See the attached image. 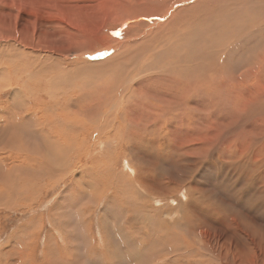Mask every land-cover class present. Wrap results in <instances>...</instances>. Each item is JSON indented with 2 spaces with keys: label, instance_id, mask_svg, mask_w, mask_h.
I'll return each instance as SVG.
<instances>
[{
  "label": "rangeland",
  "instance_id": "374dc122",
  "mask_svg": "<svg viewBox=\"0 0 264 264\" xmlns=\"http://www.w3.org/2000/svg\"><path fill=\"white\" fill-rule=\"evenodd\" d=\"M178 1L0 0V264H264V158L252 154L264 146L240 141L237 157L232 153L243 131L241 112L251 113V103L258 106L254 116L264 115V71L250 58L264 39L257 25L264 0L250 3L241 19L231 16L236 3L208 0L220 9L217 21L197 31L184 21L183 32L169 38L154 30L164 17L153 12L192 4ZM222 12L227 21L219 19ZM247 18L262 31L256 39L247 37ZM210 59V90L196 91L193 114H182L163 78L148 90L142 81L146 69L179 65L185 74L184 64L203 70ZM164 100L179 108L178 118L162 109ZM152 104L170 120L152 123ZM99 111H111L100 143L91 128L101 126ZM256 117L244 128L249 139L264 142L261 125L251 127ZM150 125L158 128L150 140L129 138L119 150L110 141L116 132L128 139L129 127L141 132ZM83 128L88 136L78 138ZM78 145L88 154L77 171L65 180L38 177L57 149L74 152ZM93 162L100 163L94 173Z\"/></svg>",
  "mask_w": 264,
  "mask_h": 264
},
{
  "label": "bare ground",
  "instance_id": "6f19581e",
  "mask_svg": "<svg viewBox=\"0 0 264 264\" xmlns=\"http://www.w3.org/2000/svg\"><path fill=\"white\" fill-rule=\"evenodd\" d=\"M166 1V0H165ZM213 1V0H212ZM212 1L210 2V1H208V0H198V1H194V0H189V1H186V0H180V1H178L176 4H182V3H185V2H190V3H192L191 5H189V4H186V5H184V6H182V7H178V8H176V9H174V8H170L169 6H168V8H165V9H163L161 12L159 11L158 12V10H155L154 12H153V15H163L162 17H164L163 19H162V21L160 20V21H158V22H155L156 24H155V29L154 30H156L157 32H166V33H168L167 35L169 36V38H173V36L175 35V34H178V33H182L183 32V30H182V26H183V22L184 21H186V23L190 26V27H194V29L192 30V31H197V30H199L200 28H201V26H207L208 25V23L209 22H207V21H209V20H213V19H215V21H217L218 19L216 18V16H213V14L214 13H217V11H220V9H216L215 7H214V5L212 4ZM224 2L223 3H227V4H231V3H236V6H235V4H234V6H235V8H234V10L233 11H231L230 10V12L232 13L231 14V16L234 18V17H236L237 19H241L242 18V15H243V12H244V10H250V3H252V2H254V0H223ZM202 5V6H201ZM203 5H206V7H203ZM220 5V4H219ZM260 5V4H259ZM147 9V8H146ZM146 9H139L138 11H139V15H147V14H151V13H147L146 12ZM202 10H205V11H202ZM201 11L203 12V13H201ZM134 12V11H133ZM150 12V11H149ZM227 12V11H226ZM261 12V11H260ZM191 14V16H189V18L188 19H185L184 18V14ZM245 13V12H244ZM246 13H248V12H246ZM227 14H228V12H227ZM226 13H224V12H222V15H221V17L219 18L220 20H225V19H227V18H225L224 16H226L227 15ZM176 15H179L178 16V18H174ZM252 15V14H251ZM249 16V15H248ZM249 18V17H248ZM247 18V22L249 23V26L248 25H245V28L246 29H250V32H248L249 34L247 35V37H249L250 36V34H252L254 37L253 38H255L256 39V37H258V33H261V32H256V30H255V25H254V27L251 29V25H250V23H252V22H250V19H248ZM258 18H259V24H257L258 25V28H260V27H262V28H264L263 27V25H264V15H261L260 17L258 16ZM128 19V18H127ZM130 19V18H129ZM228 20V19H227ZM227 20H225V21H227ZM253 20V19H252ZM257 21H258V19H256ZM214 21V20H213ZM255 21V20H254ZM152 23H154V22H152ZM210 24V23H209ZM213 24V23H212ZM220 24V23H219ZM149 27V26H148ZM151 29V28H150ZM149 29V30H150ZM203 29V28H202ZM149 30H148V34L150 33L149 32ZM130 31V30H129ZM191 31V32H192ZM260 31V30H259ZM134 32H135V30H134ZM137 32V31H136ZM135 32V33H136ZM131 33V32H130ZM135 33H133L132 35L134 36V38L136 37L135 35H137V34H139L138 32L135 34ZM141 33V32H140ZM145 33V32H144ZM146 33V34H147ZM239 33V32H238ZM148 34H147V36H148ZM154 34V33H153ZM162 34V33H161ZM236 34V33H235ZM130 35V34H129ZM140 35V34H139ZM166 35V34H165ZM139 37V36H138ZM137 37V38H138ZM146 37V36H145ZM239 38H240V36H238ZM251 37V36H250ZM132 39V38H131ZM143 39V38H142ZM148 39V38H147ZM247 39V38H246ZM126 40H128V42L129 41H131V40H129V39H126ZM126 40H124V42H126V43H124L125 45L127 44V41ZM132 40H134V39H132ZM146 40V39H145ZM260 41H262V45L260 46H258L257 47V50H254V53L252 54V57L250 56V58H251V60L253 61V62H251V63H254V64H257V65H259L260 66V69L261 70H263L264 71V39H259ZM139 41H140V39H139ZM142 41V40H141ZM144 41V40H143ZM212 41H214V40H212ZM240 41H242L241 40V38H240V40L238 41V42H240ZM114 42V41H113ZM117 42V41H116ZM115 42V43H116ZM133 42H135L136 43V41H133ZM149 42V41H148ZM189 42V41H188ZM247 42V41H246ZM22 43V42H21ZM46 43V42H45ZM135 43H133V44H135ZM162 43H163V41H162ZM215 43H217V42H215ZM113 44V43H112ZM132 44V45H133ZM146 44V43H145ZM154 44V43H153ZM111 45V43L110 44H107V46H110ZM136 45H137V43H136ZM136 45H135V47H136ZM156 45V44H155ZM218 45H219V43H218ZM92 46V45H91ZM127 46V45H126ZM138 46V45H137ZM152 46V45H151ZM210 46V45H209ZM42 47V46H41ZM181 47V46H180ZM255 47V46H254ZM88 48V47H87ZM121 48H125V46L124 47H121ZM134 48V47H133ZM161 48V47H160ZM182 48V47H181ZM240 48V47H239ZM253 48V47H252ZM92 48H89L88 50H91ZM108 49H110V48H108ZM146 49V48H145ZM164 49V48H163ZM26 50V49H25ZM31 50V49H30ZM158 51V50H157ZM156 51V52H157ZM12 52V51H11ZM124 52H125V50H124ZM126 52H127V50H126ZM125 52V53H126ZM175 52V51H174ZM54 53V52H53ZM55 53H57V52H55ZM179 53V52H178ZM246 53V52H245ZM66 54V53H65ZM121 54V53H120ZM119 55V54H118ZM247 55H248V52H247ZM52 56V55H51ZM181 56V55H180ZM1 57V56H0ZM6 57V56H5ZM153 58H155V57H153ZM186 58V57H185ZM218 60H219V58H217ZM47 60H49V59H47ZM250 60V61H251ZM37 61V60H36ZM188 61V60H187ZM214 60H212V59H210V60H208V61H206L207 62V68H204L203 70H198V69H196L194 66H191V64L189 65V66H186L185 64L182 66V67H184L185 69H186V73L184 74V69H183V73H181V68L179 67V65L177 66V67H173V66H170V69H168V67L167 66H164V65H162L161 67H159V68H156L157 69V71H153V73H150L149 72V70H147L146 69V71L148 72L147 73V75L142 79V81L144 82L145 81V84L147 85V88H146V90H148V87L149 88H151V87H153V84L156 82V81H158L160 78H163L164 79V84L162 85V87L165 89V88H170V91L168 92L169 93V95H170V98H177V103H178V105L181 107V109H182V114L184 113V112H186V111H189V113H192L193 114V111H192V109L190 108V106H189V104L192 102L193 103V99H194V97H195V95H196V91L197 90H200L201 89V91H202V89H205L206 91L207 90H210V89H206L208 86H209V84H210V82H208L210 79V76H208V75H206L207 74V72H209V71H211L212 70V67H213V64H214V62H213ZM45 62V61H44ZM185 62V61H184ZM249 62V61H248ZM247 62V63H248ZM1 63V62H0ZM26 63H28V62H26ZM105 63V62H104ZM155 63V62H154ZM173 63V62H172ZM176 63H177V60H176ZM196 63V62H195ZM200 63V62H199ZM259 63V64H258ZM29 65H30V63H28ZM174 64H175V62H174ZM28 65V66H29ZM181 65V64H180ZM200 65V64H199ZM251 64H249V66H250ZM2 66V65H1ZM0 66V67H1ZM9 66H10V64H9ZM12 66V67H11ZM10 66V70L13 68V65H11ZM47 66V65H46ZM197 66V65H196ZM216 66H218V64H216ZM163 67H165V68H163ZM167 67V68H166ZM49 68V67H48ZM216 68L217 67H215V70H216ZM257 67H255V69H256ZM27 69V68H26ZM25 68L23 69V71L24 70H26ZM154 70V69H153ZM198 70V72L197 73H195V74H193L192 72L194 71V72H196ZM27 71V70H26ZM213 71V70H212ZM256 71H258L257 69H256ZM262 71V72H263ZM21 72V71H20ZM204 72V73H203ZM235 72V71H234ZM255 72V71H254ZM260 72V71H259ZM44 73V72H43ZM47 73V72H46ZM257 73V72H256ZM255 73V74H256ZM30 74V73H29ZM47 74H50V73H47ZM23 75H26L25 73L23 74ZM259 76H260V74H258ZM49 76V75H48ZM255 78L257 77L256 75L254 76ZM227 78V77H226ZM261 77H259V79H260ZM259 79H257V80H259ZM260 81V80H259ZM108 83V82H107ZM167 85V86H166ZM105 88V87H104ZM212 89V88H211ZM104 90V89H103ZM261 90V89H260ZM142 91V90H141ZM187 91H188V95H190V98H189V100L186 102V97H187ZM259 91V90H258ZM167 92V91H166ZM208 92V91H207ZM253 92H255V91H253ZM260 92H262V91H260ZM109 93V92H108ZM213 93V92H212ZM164 94V93H163ZM256 94V93H255ZM262 94V93H261ZM145 95H147L146 93H145ZM254 95V94H253ZM104 96V95H103ZM255 96V95H254ZM167 97H169L168 95H167ZM222 97H224V96H222ZM262 97V96H261ZM258 98V97H257ZM259 99V98H258ZM102 100V97L100 98V101H97L96 103H95V105H96V107H98V108H96V109H98V110H100L101 111V109H103L102 107L103 106H100V103L101 102H103V103H105V101H101ZM163 101V100H162ZM94 102V101H93ZM100 102V103H99ZM165 100H164V103L162 102V103H160V106L162 107V109L163 110H167L168 109V114L170 115V114H172V115H174V116H176V114L179 112V108L176 106V105H172V104H167L166 106H165ZM255 103V102H254ZM91 104V103H90ZM124 104V103H123ZM227 104V103H226ZM251 104V103H250ZM249 104V108H248V110L249 109H253V111H251V113L250 112H247V111H242L241 112V114L242 115H244V117H243V119H242V127H243V131H241L240 130V128L241 127H239L238 129H239V131L238 130H236V131H238V136H237V140H236V142H235V144L232 146L233 147V151H232V153L234 152L235 153V156L237 157V148H236V143H238V142H240V141H245V140H247V142H248V146L249 147H251V148H253V147H258L259 146V144L263 147L264 146V142H261V138H260V136H253L251 139H249L248 138V134H247V130H245V128H244V126H246V121H248L250 118H253V117H256V116H254L255 115V112H257V107L258 106H256L255 108H252V105H250ZM256 104V103H255ZM122 105V104H121ZM65 106V105H64ZM147 106H148V104H147ZM152 106H153V108H149V110L150 109H152L153 111H154V113H156L157 114V117L154 115V116H152V114H151V117L153 118V121H152V123H156V121H159V122H161V121H163V122H167L168 120H170L167 116L166 117H163V116H160V114H159V110L154 106V104H152ZM112 107V106H111ZM122 107V106H121ZM149 107V106H148ZM151 107V106H150ZM193 108L195 109V111L197 112V108L193 105ZM148 109V108H147ZM191 109V110H190ZM46 110V109H45ZM100 111H99V113H97V116H99V117H101V120L100 121H98L97 120V123H100V125H101V123H103L104 122V118H106V119H108L109 120V118H110V112H109V114H108V111H105V114H100ZM159 111V112H158ZM208 111V110H207ZM113 112V111H112ZM34 114V113H33ZM207 115V114H206ZM58 116V115H57ZM121 116V115H120ZM149 116V115H148ZM171 116V115H170ZM174 116H172V117H174ZM240 116V115H239ZM35 117H36V115H35ZM44 117V116H43ZM111 117L114 119V120H117V113L116 114H113V113H111ZM177 117V116H176ZM198 117V116H197ZM96 118H98V117H96ZM178 118V117H177ZM47 119V118H46ZM59 119V118H58ZM62 119V118H61ZM240 119V118H239ZM238 118L236 119V123L238 122V121H241V120H239ZM64 120V119H63ZM44 121H42V123H43ZM112 123V128H114L115 129V126H116V123H113V122H111ZM250 123H252V125H251V127H254V125L256 124V125H261V129L262 130H264V115L262 114V119H260V118H255V119H253ZM115 124V125H114ZM254 124V125H253ZM22 125V124H21ZM20 125V126H21ZM74 125V124H73ZM99 125V124H98ZM104 125V124H103ZM103 125H101V126H99V127H97V128H95V125H93L91 128L93 129V131L95 132V130H97V135H98V137H97V139L98 140H95V141H99V143H100V141H101V139L103 140V139H105L104 138V136H102V135H106V132H105V130H104V127H103ZM119 126H120V124H118ZM235 125V124H234ZM19 126V127H20ZM64 126V125H63ZM117 127V126H116ZM250 127V126H249ZM122 128V127H121ZM48 129V128H47ZM52 129V128H51ZM157 129L158 128H155V127H153L152 125H150V126H147L146 128H145V130L144 131H139L137 128H135L134 126L133 127H129V129H128V134H130L131 136L130 137H128V139H125L124 137H123V135H122V133H120V132H116V133H114V136H113V138L112 139H110V141H115V145H114V147L116 146V149L117 150H119L121 147H122V145H124L125 143L127 144L128 143V141H129V138H144V137H148V139H149V135L151 134V132L153 133V132H156L157 131ZM237 129V128H236ZM121 131H125L124 129H120ZM53 132H54V130H53ZM89 131H87L86 129H84L83 128V130H82V132L79 134V136H78V138L79 137H84V136H88V135H85L86 133H88ZM245 132H246V134H245ZM256 133V132H255ZM12 134V133H11ZM17 134V133H16ZM38 134V133H37ZM41 134V133H40ZM39 134V135H40ZM43 134V133H42ZM46 134V133H45ZM53 134V133H52ZM83 134V135H82ZM237 134V133H236ZM5 135V134H4ZM0 136L2 137L3 136V134H0ZM251 136V135H250ZM1 137H0V139H1ZM14 137V136H13ZM50 137L52 138V136H51V134L49 135V134H46L45 135V138L46 139H49V140H51L50 139ZM235 137V136H234ZM57 138H59V137H57ZM108 138V137H107ZM147 139V138H146ZM150 139H151V137H150ZM149 139V140H150ZM239 139V140H238ZM58 140L59 139H57V142H58ZM230 140H232V139H230ZM56 142V140L54 139V137L52 138V140L51 141H49V142H51V144L52 143H54V142ZM143 141V140H142ZM176 141V140H175ZM263 141V140H262ZM146 142V141H145ZM242 142V143H243ZM246 142V141H245ZM244 142V143H245ZM145 144V143H144ZM240 144V143H239ZM47 145H49V144H47ZM105 145V144H104ZM146 145H147V143H146ZM244 145V144H243ZM106 146V145H105ZM51 147H53V146H51ZM79 147H81V145H78V147L77 148H75V151L73 152V151H71L70 152V150L69 149H63V148H59V149H57L58 150V152H57V154L54 152V154H52V155H50V153H49V160H51V161H46L45 160V162H44V164L40 161V163H42V165H40V172L38 173V177H41V176H44L45 175V177H51L53 180H55L57 177H58V175L60 176L59 178H58V180H61V179H64L65 180V178H67L68 177V175H70V174H73V171H74V169L76 170V168H78L79 167V165L81 164V157H84V155L86 154H88V152L86 153V152H83L82 151V149L81 148H79ZM110 147H111V145H110ZM232 147H228L230 150H232ZM245 147H246V149H247V146L245 145ZM50 148V147H49ZM108 148V147H107ZM205 147H203V150L202 151H205V152H208L209 153V149H204ZM72 149V148H71ZM210 149H212L211 147H210ZM245 149V152L248 150V149H250V148H248L247 150ZM259 149H260V147L259 148H257V149H253V156L254 157H256L257 159L259 158V159H263L264 157V155L262 156V153L264 152V149L262 148V149H260L261 151L259 152ZM50 150H52V148H50ZM213 150H215L214 148H213ZM217 150H219L218 148H217ZM194 151H196L195 152V154L197 153V152H199V151H197V150H194ZM201 151V152H202ZM250 151H252V150H250ZM49 152H51V151H49ZM204 152V153H205ZM52 153V152H51ZM203 153V154H204ZM233 153V154H234ZM194 154V155H195ZM117 155H118V151H117ZM209 156V155H208ZM102 157V156H101ZM205 157V156H204ZM253 157V158H254ZM103 158H104V156H103ZM252 158V159H253ZM203 159V158H202ZM208 159V158H207ZM103 160V159H102ZM129 160V159H128ZM254 160V159H253ZM101 161V160H100ZM99 161V162H100ZM54 162H57L56 164L54 163ZM95 162V161H94ZM93 162V163H94ZM103 162V161H102ZM256 162V161H255ZM254 162V163H255ZM261 162V161H260ZM260 162H258V163H260ZM264 162V161H263ZM131 163V162H130ZM95 164V166L94 167H90V169H93V173L94 172H96L97 171V169L99 168V166H100V163H98V162H96V163H94ZM99 164V165H98ZM206 164V163H205ZM28 165V164H27ZM207 165V164H206ZM243 166H245V165H243ZM255 166H257V165H255ZM23 167V166H22ZM81 167H83V165H81ZM246 167L247 168H249V166H247V164H246ZM264 167V166H263ZM27 168H30V167H27ZM26 168V169H27ZM130 168H131V171H133L134 169H133V167L130 165ZM84 169H85V167H84ZM88 170V169H87ZM243 170L244 171H248L245 167L244 168H242V170H240L239 171V173L238 174H240V173H243ZM14 171V170H13ZM17 171V170H16ZM34 171V170H33ZM77 171V170H76ZM80 171H83V170H81L80 169ZM254 171V170H253ZM261 171V170H260ZM262 171H263V169H262ZM85 172V171H84ZM84 172L83 173H81V175L82 174H84ZM89 172V171H88ZM91 172V171H90ZM89 172V173H90ZM190 172V171H189ZM264 172V171H263ZM9 173V172H8ZM93 173H92V176H93ZM10 174V173H9ZM256 174V173H255ZM254 174V175H255ZM261 174V173H260ZM264 174V173H263ZM30 175V174H29ZM253 175V176H254ZM257 176V175H256ZM182 177V176H181ZM181 177H178V178H176L178 181H182V178ZM250 177V176H249ZM97 178L98 177H92V180H93V182L94 183H96L97 182ZM251 179V178H250ZM263 179H264V175H263ZM264 181V180H263ZM51 182V181H50ZM82 183H83V180H82ZM118 184H119V181H117V186H118ZM244 184V183H243ZM35 185V184H34ZM230 185V184H229ZM232 186H235L236 184L233 182V184H231ZM262 185V184H261ZM28 186V185H27ZM74 187V186H73ZM259 187V189H260V186H258ZM264 187V186H263ZM230 189V188H229ZM234 189L236 190L237 188L236 187H234ZM261 190V189H260ZM259 190V191H260ZM237 191H239V195L240 196H243L244 195V191H242V190H240V188H239V190H237ZM258 191V193H260ZM254 192V191H253ZM87 193V192H86ZM233 194V193H232ZM236 195L238 196V194L236 193ZM246 195V194H245ZM90 196H92V195H90ZM97 196V195H96ZM234 196V195H233ZM248 196V195H247ZM250 196V195H249ZM252 196V195H251ZM91 198V197H90ZM250 198V197H249ZM255 199V198H254ZM253 199V200H254ZM6 200H7V198H6ZM250 200V199H249ZM191 201V200H190ZM193 201V200H192ZM251 201V200H250ZM88 203V202H87ZM194 204V203H193ZM197 204V203H196ZM204 204V203H203ZM199 205V204H198ZM85 208V207H84ZM259 210V209H258ZM143 211V210H142ZM259 213V212H258ZM84 216V215H83ZM187 218V217H186ZM185 218V219H186ZM190 221V220H189ZM181 229V228H180ZM189 230V229H188ZM186 231V230H185ZM193 232V231H192ZM183 233V232H182ZM187 234V233H186ZM189 236V235H188ZM185 240V239H184ZM177 244V243H176ZM206 244V243H205ZM195 245H196V243H195ZM205 246H207V245H205ZM210 247V246H209ZM206 248H208V247H206ZM209 249V248H208ZM208 249H206V250H208ZM211 249V248H210ZM213 249V248H212ZM203 250H205L204 248H203ZM205 250V251H206ZM210 252H213V250L212 251H210ZM209 252V253H210ZM204 253V252H203ZM197 254H199L198 252H197ZM212 255L214 254V252L213 253H211ZM201 255V254H200ZM207 255V254H206ZM228 256V255H227ZM226 256V257H227ZM196 257V256H195ZM200 258H202V257H200ZM199 258V259H200ZM225 258V257H224ZM228 258V257H227ZM204 259H206V257H204ZM49 260V259H48ZM46 261V260H45ZM223 261V260H222ZM63 263V262H62ZM223 263H226V260L223 262ZM45 264V263H44ZM46 264H51V263H46ZM55 264V263H54ZM220 264V263H219Z\"/></svg>",
  "mask_w": 264,
  "mask_h": 264
}]
</instances>
